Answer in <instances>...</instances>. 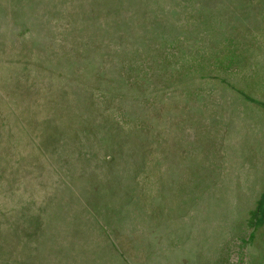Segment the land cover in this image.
Returning a JSON list of instances; mask_svg holds the SVG:
<instances>
[{"label": "trees", "instance_id": "16d2710c", "mask_svg": "<svg viewBox=\"0 0 264 264\" xmlns=\"http://www.w3.org/2000/svg\"><path fill=\"white\" fill-rule=\"evenodd\" d=\"M239 1L228 0V4L236 6ZM5 2V11L0 13V65L4 67L0 80L7 92L6 96L0 95V105L3 104L0 117L4 121L0 132L6 135L5 139L8 141L14 134H20L23 148H19L16 153L11 152L14 158L12 161L16 163L19 175L30 173L35 176L37 169L32 166L38 164V157L42 156L44 159L45 153L42 150L43 141L40 142L38 135L33 131L40 129L37 119L32 117V111L27 112L26 107L22 110L17 107V103L23 99L28 101L34 98L32 93L36 91L33 89V79L26 73L34 68L49 73L50 77L51 74L59 75L51 70L65 60L64 57L61 59L60 55L77 56L80 46L93 47L94 44L89 37L81 35L83 31L80 33L74 27L75 30L66 28L69 24L77 28L78 24H83L84 21L80 20L77 13H69L67 8L54 9L46 0ZM251 2L249 7H241L244 13L238 14L237 22H228V27H218V19L228 21L224 15L216 18L213 35H209L204 41V47L200 42L202 49L198 55L190 57L181 49L176 51L170 41L157 46V65L166 77L169 76L167 79L158 77L156 62L146 61L147 53L141 50L136 53L140 59H137L134 66L127 59H123L119 73L127 79H121V90H103L97 85H89L92 88L90 97L93 99L90 103L97 101L99 107L104 110L105 114L99 119H107L110 122L108 136H113L109 143L110 150L104 146L106 156L95 157L92 150L82 149L77 152L76 161L106 169L112 168L113 162L120 161L118 163L128 169L121 179L125 182L129 178L128 182L132 186H136L137 181L147 182L153 177L154 169L168 168L165 173L172 178L168 182V186L172 185V194H166L170 200L173 196H182L176 209L171 210L180 214L176 213L177 220L171 223L163 218V213L168 211L170 205L169 200L163 198L165 192L149 199L141 196L139 192L140 196H137L134 192L133 200L139 201L133 203L137 208L133 209L134 216L138 218L136 223H126V219L121 223V217L124 218L129 210L125 203L123 207L119 206L122 214L103 205L101 216L99 209L96 211L95 208L87 207L90 205L85 203L84 197L78 195L76 186L71 187V192L75 189L76 194L67 193L66 185L70 182L76 184V173H72V177L58 169L54 172L52 187L47 189L48 191L38 187L31 188L35 195L29 200V208L36 213L31 218L32 222L35 221V233L32 237H27L22 245L25 257L35 259L38 264H264V259H253L248 255V259H240L236 251L244 211L250 208L256 187L264 177V120L254 106L255 103L264 104V0ZM37 9L41 11L42 19H39ZM47 18L55 20L56 23H47ZM172 18L171 22H175L184 21L186 17L178 14ZM216 28L218 30H215ZM97 32L98 30L96 34ZM182 34L185 32H181ZM56 55L58 58L54 57ZM149 74L152 76L149 77ZM18 77L24 79L25 84L17 79ZM159 82L160 84L156 85ZM12 88L16 91L15 97L11 95ZM171 90H198V94L206 92L205 100L210 99L213 94L216 96L217 110L222 113L227 108L233 117L236 114L234 109H239V130L241 129L246 143L239 144L243 146L241 149H237L238 143L235 149L231 148L233 152L242 153L239 165L228 168L224 165L226 159H222L224 154L219 155L223 151V143L227 139L230 140L228 136L239 134L232 130L233 120L220 122L212 119L205 123H192V126H189L191 128L187 130H183L184 126L176 124L174 127H166L162 138L156 141L148 140L144 134L149 133V130L143 128V121L137 115L131 118L126 110L136 106L133 104H138L137 101L148 102L153 94ZM128 102L131 105H124ZM175 102L171 101V104L181 103ZM89 114L91 118H96L92 111ZM168 114L174 116L177 113ZM192 115L190 106L186 113L180 114L185 124L191 121ZM152 126H156V123ZM76 128H79L78 124ZM96 129L97 127L91 126L89 132L94 133ZM163 136H166L167 145H164ZM197 136L198 142L195 140ZM119 137L133 144L126 145L125 148L121 145L123 151H128L126 156L115 154L118 149L114 148L113 142ZM94 140L100 142L101 139L92 136L91 141ZM45 141L50 143L49 137H46ZM228 145L230 144L226 143L223 146L224 150L232 152ZM163 152H166V155H162ZM115 157L117 160L113 161ZM12 161L6 160L0 165V175L11 168ZM157 174L156 172L154 178ZM108 175H105V178ZM221 182L222 185L219 186ZM146 189H149V185ZM212 189L220 195L222 189L235 192L236 195L232 197L235 204L229 203L226 209L216 208L215 212L206 211L204 208V214L199 211L185 213L184 204L188 195L192 196L189 201L194 199L193 203L199 205L201 200L208 198V190ZM64 206H67V209L64 210ZM146 206L156 215L152 216L144 210ZM76 207L86 221L77 222ZM213 213H218L216 215L219 217L209 218ZM207 227L212 232L213 239L208 243L212 249L206 259L170 257L173 251L190 250L195 231L203 235ZM191 231L194 232L191 234ZM219 233L222 234L220 238ZM141 239H145L148 245L139 251ZM218 243L219 246H213ZM127 250L131 255H126ZM132 250L137 254L132 255ZM133 256L136 257L135 260ZM216 256L219 257L215 259Z\"/></svg>", "mask_w": 264, "mask_h": 264}, {"label": "rangeland", "instance_id": "374dc122", "mask_svg": "<svg viewBox=\"0 0 264 264\" xmlns=\"http://www.w3.org/2000/svg\"><path fill=\"white\" fill-rule=\"evenodd\" d=\"M5 1L7 0H0L1 14L5 11ZM46 1H49V6L54 9L58 10L59 7H63L64 10L67 8L66 10L69 13H77L80 20H84L83 24L79 23L77 28L69 24L66 28H75L80 33L83 31L81 35L89 37L95 48L90 45H82L77 49V56H72L71 54H67V56L60 55V58L63 59L64 57L65 60L51 70L59 75L51 74L52 76L50 77L49 73L42 72L40 69L35 70L34 68L26 73V75H30L33 79V89H36V91L32 93L34 98L30 99L31 101L23 99L17 103V107L21 110L26 107L27 112L32 111V117L37 119L36 121L40 129H33V131L35 135H38L37 139L40 142L43 141L44 146L42 150L45 153V160L42 156L38 157V164L32 166V168L37 169L35 176L30 175V173L19 175L15 167L16 163L12 161L14 158L11 152L16 153L19 148H23L20 134H14L15 136L8 141V139H5L6 135L0 132V160L3 159L0 165L6 160L13 162L11 168L0 175V213L2 214V217H0V264H38L35 259L25 257V253L22 250V245L26 241L25 239L32 237L35 233V221L32 222L31 218L36 213L29 208V200L35 195L31 191V188L38 187V189L47 190L52 187L53 175L58 169L71 176L72 173H76L75 176L78 177L76 184L72 182L68 183L66 185L68 186L66 188L67 193H75V189H78V195L84 197L86 199L85 203L90 205L87 207L95 208L96 211L99 209L101 216L103 205L107 209L110 207V209L115 210L118 214H122L119 211V206L122 205L123 207V203H125L129 210L124 218L121 217V223L123 224L125 219L126 223H136L138 218L136 215L134 216L133 209L136 206L133 203L136 201L138 203L139 201L137 199L133 200L132 195L134 192L137 196L141 194V196L147 199L165 192L163 198H167L170 205L168 206V211L163 213V218L171 223L177 220L178 215L176 213L178 211L171 210L172 208L176 209L182 196L177 198L173 196L171 200L168 198L166 193L172 194V191H170L172 185L169 184L170 187L168 186V182L172 178L168 177L165 173L168 168L158 167V171L154 169V173H158L155 176L156 178H154L155 174L153 173V177L151 176L152 178L147 182L139 183L137 181L136 186H132L128 182L130 181L129 178L125 182L121 179L122 174L128 172V169L120 165L118 163L120 161H116L117 157L114 158L113 161L116 162H113L111 164L112 168L109 169L98 165L93 166L92 164L88 166L84 162L76 161L75 156L82 149L92 150L95 157L106 156L107 152L104 146L109 149V143L113 136H108L110 122L107 119H99V117L105 114L104 110L99 107L97 101L92 104L90 103V100L93 99L90 97L92 88L89 85H97L103 90L106 88L121 90V79H127L119 73L122 61L123 59H127L134 66L137 59H140L136 53L141 50L147 53L146 61L156 62L158 77H166L164 71H160L161 67L157 65V62H159L157 46L162 42L170 41L176 47V51L181 49L188 53L190 57L194 54L198 55L199 50L202 49L200 48V42L203 43L204 47V41L213 32L215 26L214 20L216 18L224 15L228 21L218 19V27H228V22H237L239 18L238 14L244 13L243 8H247L249 7L248 5L252 4L251 0H240L239 5L236 6L228 4V0ZM242 6L243 8H241ZM251 11L252 8L250 9V15H252ZM37 12L40 15L39 19H42L41 11L37 9ZM154 13H160V15ZM178 14L185 16V20L171 22L173 20L172 17ZM70 18L68 20L72 22ZM45 21L51 24L56 23L55 20H49L48 18ZM97 30L100 33L97 32L96 34ZM215 30L218 29L216 28ZM183 31L185 34L181 35ZM81 35L79 34L80 38L82 37ZM54 57L58 58L57 55ZM3 72L4 67L0 65V78ZM151 76L149 74V77ZM17 79L25 84L24 79H20V77ZM159 84L160 82L156 85ZM12 90L11 95L15 97L16 91L13 88ZM197 91L171 90L170 92L153 94L147 100L148 102L146 100H141V102L136 100L138 104H133L136 106L127 108L126 111L131 118L136 115L140 117L143 121V128L149 130V133L144 135L148 137V140L153 139L155 141L158 138H162V134L165 135L164 130L166 127H174L176 124L177 126H184L183 130H187V128H191L189 126H192V123L193 125L201 122L205 123V121L212 119L214 121L219 120L220 122L226 121V119L227 121L233 120L232 130L235 134H239L228 136L230 140L228 141L227 139L223 143V151L219 155L224 154L222 159H226L224 165L228 168L239 165L240 161H242V153L233 152V149H231H235L237 143L238 145L243 142L244 144L246 143L244 135H241V129L239 130L241 126V122H239L241 118L237 114L239 109H234L236 112L234 117L231 115L232 112L227 108L221 113L217 110L218 106L215 95L212 94L210 99L205 100L204 98L207 97L206 92L198 94ZM6 92V87L2 86V81L0 80V95H5ZM61 92L64 93L61 94ZM45 96L47 98H43ZM171 101H181V103L172 105ZM124 105L131 104L128 102L124 103ZM189 106L193 115L191 121L185 124V120L180 114L182 112L186 113ZM254 106L259 116L264 120V104L255 103ZM0 108H3V104L0 105ZM91 111L96 118H91L89 114ZM168 112L177 114L169 116ZM3 123L4 121L0 117V129ZM155 123L156 126H152ZM77 124L79 125L78 129L76 128ZM91 126L97 127L94 133L93 131L89 132V127ZM201 135L205 137L204 134ZM92 136L97 137V139L100 138V142H97V140L92 142ZM46 137H49L50 143H46ZM163 139L165 141L164 145H167L166 136H163ZM195 140L198 142L199 137H195ZM226 143L230 144L228 147L232 152L224 150L223 146ZM122 144V147L125 148L131 142L124 141L121 137L116 142H113L114 148L118 149L115 152L116 156H126L128 154V151L125 149L123 151V148L121 149ZM11 145L12 150L10 151ZM241 147L243 146L239 145L237 149H241ZM162 155H166V152H163ZM105 175H108V177L105 178ZM130 179L132 178L130 177ZM158 179L160 180L157 181ZM210 183L212 184L213 180ZM148 185L149 189H146ZM221 185L222 182L219 186ZM72 186H76V188L71 192ZM228 187H230L229 184ZM224 190H221V195L214 189L208 190L210 192L207 193L208 198L201 200V204L199 205L193 203L194 199L189 201L192 196L188 195L184 204L185 213L203 212L205 211L204 208H206V211L215 212L217 211L216 208L226 209L229 203L235 204L232 199L236 195L235 192H226ZM255 191L250 208L244 211L240 238L237 241L238 246L236 251L240 255V259H248L247 255L253 259H264V177L260 179ZM238 194H240L239 191ZM63 209H67V206H64ZM76 209L77 222L86 221V218L81 215L82 212L77 207ZM144 210L150 212L152 216L156 215L148 206ZM216 214L218 213L209 215V218L219 217ZM71 220L72 218L69 219V221ZM193 232L191 231V234ZM221 235L219 233L218 238ZM212 239L213 234L208 227L205 228L203 235L196 230L194 237L191 239L192 245L190 246V250L173 251L170 257L172 259H206L212 249V246L208 244ZM147 245L148 242L145 239H141L139 251L147 247ZM219 245L220 243L213 246ZM126 253L124 251V254L131 255L128 250ZM134 254H137V252H133L132 255ZM218 257L214 258L217 259ZM133 259L135 260L136 257L133 256ZM47 264L53 263L47 262Z\"/></svg>", "mask_w": 264, "mask_h": 264}]
</instances>
